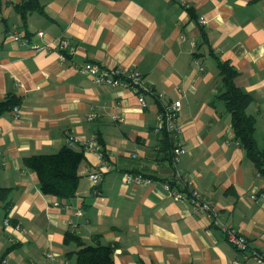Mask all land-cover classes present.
<instances>
[{
    "label": "crops",
    "instance_id": "obj_1",
    "mask_svg": "<svg viewBox=\"0 0 264 264\" xmlns=\"http://www.w3.org/2000/svg\"><path fill=\"white\" fill-rule=\"evenodd\" d=\"M23 2L0 0V102L21 100L0 115V188L9 189L0 264H76L67 232L113 247L115 264H255L164 184L189 176L251 253L264 250V178L236 139L219 67L232 66L236 86L253 96L247 113L264 152V0H38L26 19ZM64 40L74 54L63 62ZM92 64L138 72L151 87L145 105L95 84L79 69ZM176 101L178 133H157L158 114ZM94 140L103 159L85 149ZM68 145L84 151L81 180L75 198L57 199L23 161ZM127 174L154 182L125 183Z\"/></svg>",
    "mask_w": 264,
    "mask_h": 264
},
{
    "label": "trees",
    "instance_id": "obj_2",
    "mask_svg": "<svg viewBox=\"0 0 264 264\" xmlns=\"http://www.w3.org/2000/svg\"><path fill=\"white\" fill-rule=\"evenodd\" d=\"M23 1V5L19 9L24 19L32 12L40 9L38 0ZM61 52L66 55L67 59H71V55L67 51L61 50ZM219 67L224 83V91L221 97L232 115V126L236 139L256 166L260 176L264 178V152L257 147L254 138L256 120L247 113L248 107L254 101L253 96L236 86L234 80L237 71L232 66L220 62ZM20 103L19 98L9 96L0 102V115L14 110L20 106ZM83 160L84 151L74 150L68 145L55 154L25 157L23 164L26 169L38 174L40 188L44 194L54 196L57 199L69 200L78 194L81 180L79 167ZM170 184L173 189L177 187L180 192L189 193L187 188H185L186 190L183 189L175 180ZM8 191L9 189L0 188V202L5 200ZM65 237L66 241L72 240L78 243L76 264H115L113 247L87 244L75 232H67Z\"/></svg>",
    "mask_w": 264,
    "mask_h": 264
},
{
    "label": "built area",
    "instance_id": "obj_3",
    "mask_svg": "<svg viewBox=\"0 0 264 264\" xmlns=\"http://www.w3.org/2000/svg\"><path fill=\"white\" fill-rule=\"evenodd\" d=\"M40 36L43 33H39ZM16 39H19L16 37ZM46 48V47H45ZM62 51H67L69 55L74 54V48L69 40H64L60 46ZM36 50L44 49L41 46L36 45ZM61 61H66L67 57L65 54H60ZM80 71L88 74L94 80L95 84L98 86L105 87H121L127 90H130L134 95L138 97L139 102L144 106L145 105V94L151 93V87L144 81L143 77L138 72H124L120 69L108 70L99 65H89V66H80ZM203 70V68H201ZM18 107L13 111L17 112ZM181 111L180 101H176L160 111L158 114L157 124L155 131L159 134L170 133L176 134L179 131L178 118ZM93 116L88 117L89 120H93ZM73 138L70 139V143ZM86 150L96 149V154L100 159L104 158V154L101 152L99 144L97 141H90L85 145ZM175 154L178 156L182 153L181 149H176ZM175 161L178 162L179 158L176 157ZM2 164H4L2 160ZM90 179L94 184H99L103 177L101 174L96 173L90 176ZM178 184L181 185L183 189L186 186H193L189 193L180 192L178 189H173L170 183H165V189L179 201H187L197 212L202 213L206 219L210 221V224L214 226H219L222 228V231L233 247L243 254L251 255V258L255 261V264H264V250L263 251H250L249 240L235 230L233 227L226 226L222 222V218L217 212L216 205L212 200L205 199L202 196V191L194 185V181L187 175L178 171L176 177L174 178ZM123 181L125 183H136L139 185H151L153 184V179L144 176L143 174H127L124 176ZM56 206H59V202L55 203ZM82 215V212L78 213ZM4 224L6 226L10 225L11 222L9 219H5ZM230 264H244L239 260H233Z\"/></svg>",
    "mask_w": 264,
    "mask_h": 264
}]
</instances>
